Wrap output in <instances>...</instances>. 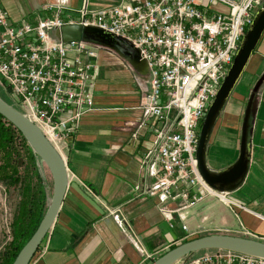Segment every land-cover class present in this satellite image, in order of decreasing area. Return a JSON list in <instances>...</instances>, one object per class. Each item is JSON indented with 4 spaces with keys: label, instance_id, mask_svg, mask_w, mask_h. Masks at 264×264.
I'll use <instances>...</instances> for the list:
<instances>
[{
    "label": "built area",
    "instance_id": "obj_1",
    "mask_svg": "<svg viewBox=\"0 0 264 264\" xmlns=\"http://www.w3.org/2000/svg\"><path fill=\"white\" fill-rule=\"evenodd\" d=\"M262 1L131 0L97 11L84 7L76 19L65 16L58 6L51 17L14 24L0 7V93H9L20 110L12 107L60 153L76 135L81 119L94 109L103 49L82 41L62 43L52 37L53 31L79 24L121 37L147 65L149 85L143 91L138 132H150L153 146L143 165L155 179L151 191L163 203L177 205L172 209L166 205L160 212L172 220L173 213L211 197L229 205L227 196L208 188L199 176L198 134L254 19L252 10ZM108 212L123 225L118 210ZM242 233L252 239L251 233ZM7 240L11 241L10 234ZM177 264H264V259L212 250Z\"/></svg>",
    "mask_w": 264,
    "mask_h": 264
},
{
    "label": "crops",
    "instance_id": "obj_2",
    "mask_svg": "<svg viewBox=\"0 0 264 264\" xmlns=\"http://www.w3.org/2000/svg\"><path fill=\"white\" fill-rule=\"evenodd\" d=\"M130 2L0 0V7L14 24L21 20L36 23L51 17L58 6L65 16L74 19L84 7L97 11ZM256 47L248 61V72L258 78L264 71V35ZM106 53L112 55L110 64L103 62ZM98 66L94 109L81 119L76 135L61 147L60 154L68 170L63 203L30 264H148L149 256L197 238L203 232L241 237L245 230L252 239L263 241L264 85L253 120L247 176L239 188L224 194L232 203L206 198L180 214L173 213L169 220L160 209L166 205L176 208V202L163 203L159 194L151 191L155 179L143 165V159L153 146L152 139L150 132H138L143 91L149 85L148 73L140 76L131 65L105 48L100 51ZM120 69L129 77H120ZM243 99L240 95L231 109H227V102L217 121L207 149V166L213 170L225 169L239 152ZM221 128L233 139L228 140L224 132L220 134ZM46 183L50 189L49 182ZM108 210L119 211L122 226L115 223ZM189 233L195 235L187 237Z\"/></svg>",
    "mask_w": 264,
    "mask_h": 264
},
{
    "label": "water",
    "instance_id": "obj_3",
    "mask_svg": "<svg viewBox=\"0 0 264 264\" xmlns=\"http://www.w3.org/2000/svg\"><path fill=\"white\" fill-rule=\"evenodd\" d=\"M262 2L239 45L233 64L225 76L226 78L222 81L217 95L208 106V111L198 134L196 167L199 176L208 188L220 194H227L239 188L245 181L244 179L249 170L251 132L258 107V96L261 92L260 89L264 85V71L258 76L259 78L252 86L245 104L246 107L241 117L239 153L236 160L223 170H213L207 166V149L212 139L211 136L218 124L217 121L225 108L224 106L232 95V91L257 48L256 46L264 35V0ZM52 37L62 43L82 41L101 49L105 48L121 57L140 76L145 77L148 73L147 65L140 59L139 51L121 37L112 36L94 27H82L79 24L63 25L53 31ZM0 115L21 133L52 176L53 190L45 216L12 263L30 264L42 241L48 235L49 229L58 217L63 197L68 188V170L64 157L44 137L40 129L2 98H0ZM212 250H228L264 259V241L262 240L231 234H212L182 242V244L176 245L154 259L150 264H177L191 255Z\"/></svg>",
    "mask_w": 264,
    "mask_h": 264
},
{
    "label": "trees",
    "instance_id": "obj_4",
    "mask_svg": "<svg viewBox=\"0 0 264 264\" xmlns=\"http://www.w3.org/2000/svg\"><path fill=\"white\" fill-rule=\"evenodd\" d=\"M40 162V158L21 133L0 115V184L5 188L9 199L15 201L9 224L11 241L0 254V264L14 262L20 249L32 237L47 211L48 186L39 170ZM186 241L188 240L183 242ZM175 246H170L168 250ZM200 253L202 252L197 254Z\"/></svg>",
    "mask_w": 264,
    "mask_h": 264
},
{
    "label": "rangeland",
    "instance_id": "obj_5",
    "mask_svg": "<svg viewBox=\"0 0 264 264\" xmlns=\"http://www.w3.org/2000/svg\"><path fill=\"white\" fill-rule=\"evenodd\" d=\"M259 8L260 7L256 6L252 10V15L253 16L256 14V12L259 10ZM74 19H76V18H74ZM112 60L113 59H112V55L111 54L106 53L104 55V60H103L104 63H106V64L109 63L110 64ZM248 69H249V66L247 65L245 70L243 71L242 75L240 76L241 78L237 82V85L235 86L234 90L232 91L233 92L232 95L230 96L229 100L227 101L228 102V104L226 105L227 109L232 107V104H234V105L236 104L235 102H237V99L239 98L240 95L244 96V99H243V102H242V107H244V109H245V107H246L245 104H246V101H247V99L249 97L250 90L252 89V86L254 85V83L259 78L258 76H257L258 78L251 76L249 74V72H248ZM118 74H119L120 77H126V76L129 77V74L125 73L121 69L119 70ZM0 97L4 98L15 109L20 110L19 106L15 105L14 100L12 98H10V94L9 93H0ZM244 109H243V111H244ZM223 129H224V131H223ZM221 132H224L225 135H223V136H225L226 138L229 137L228 140H232L233 139L231 136H229L227 134L228 131L225 128H221L220 134H221ZM238 137L240 138L239 135H238ZM217 140L219 141L220 138H218ZM238 153L235 154L233 158H231V162L229 164H227V166L232 164L236 160V158L238 156ZM225 164L226 163H224V165ZM39 165H40L39 166V170L41 171L42 177L45 179V181L49 182V186H50V189H48V198H47V204H46V207L48 208V205L50 204V201H51L50 198H51L52 190H53L52 176H51L50 171H48V169L44 166V164L42 162H40ZM47 186H48V184H47ZM14 204H15V201H13L11 198L9 199V197L5 193V188L2 187V185L0 184V246L2 244H4L3 248L1 249L0 252H2V250L5 248V244H7L9 242L7 240L8 235L10 234V236H11V231L9 229V224H10V221H11V218H12L11 211H12V208L14 207ZM212 234H222V233H215V232H212V233L206 232V233H204L203 232V233H200V236H206V235H212ZM180 244H182V243H180ZM180 244H178V245H180ZM166 251H168V249ZM166 251H162L161 253L153 255V258L156 259L157 256L163 254ZM154 259H151L150 262H152Z\"/></svg>",
    "mask_w": 264,
    "mask_h": 264
}]
</instances>
